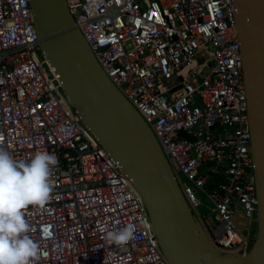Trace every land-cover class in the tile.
<instances>
[{
	"label": "built area",
	"instance_id": "2783aa9c",
	"mask_svg": "<svg viewBox=\"0 0 264 264\" xmlns=\"http://www.w3.org/2000/svg\"><path fill=\"white\" fill-rule=\"evenodd\" d=\"M29 1L0 0V147L17 160L44 151L59 160L49 202L24 210L41 250L36 264H169L131 179L42 57ZM65 3L103 72L153 132L209 241L247 253L249 233L236 216L253 224L257 186L233 0ZM194 188L212 204L208 218ZM129 224L127 245L107 242V232Z\"/></svg>",
	"mask_w": 264,
	"mask_h": 264
},
{
	"label": "water",
	"instance_id": "95a60500",
	"mask_svg": "<svg viewBox=\"0 0 264 264\" xmlns=\"http://www.w3.org/2000/svg\"><path fill=\"white\" fill-rule=\"evenodd\" d=\"M42 57L82 123L140 194L169 264H264V0H233L242 55L256 190V237L247 253H223L188 205L153 132L112 84L65 0H30Z\"/></svg>",
	"mask_w": 264,
	"mask_h": 264
},
{
	"label": "clouds",
	"instance_id": "9594fccd",
	"mask_svg": "<svg viewBox=\"0 0 264 264\" xmlns=\"http://www.w3.org/2000/svg\"><path fill=\"white\" fill-rule=\"evenodd\" d=\"M58 164V157L47 151L25 161L14 159L0 147V264H36L41 259L38 244L29 236L32 227L24 210L49 202L52 172ZM134 233V226L129 224L107 232L105 238L109 244L122 247Z\"/></svg>",
	"mask_w": 264,
	"mask_h": 264
},
{
	"label": "rangeland",
	"instance_id": "374dc122",
	"mask_svg": "<svg viewBox=\"0 0 264 264\" xmlns=\"http://www.w3.org/2000/svg\"><path fill=\"white\" fill-rule=\"evenodd\" d=\"M194 189L198 199V210L203 216H205V218H208L211 213L212 204L205 192L201 191L198 188H194ZM205 189L207 190L210 189L208 184L205 185ZM236 221H238L239 224L238 230L243 236H247V234L249 233L250 242H251L250 247H251L256 237V218L253 221L252 225L245 224L242 218H240L238 215L236 216Z\"/></svg>",
	"mask_w": 264,
	"mask_h": 264
}]
</instances>
